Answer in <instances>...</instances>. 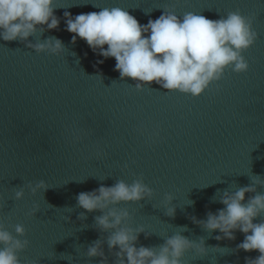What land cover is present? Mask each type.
<instances>
[{"label": "water", "instance_id": "obj_1", "mask_svg": "<svg viewBox=\"0 0 264 264\" xmlns=\"http://www.w3.org/2000/svg\"><path fill=\"white\" fill-rule=\"evenodd\" d=\"M55 6L58 29L45 25L28 41L0 39V224L29 241L17 253L20 264H101V257L86 255L97 240L114 264L119 248L109 250V233L96 224L103 213L79 207L77 196L141 177L153 191L151 199L116 206L129 211V226L144 228L137 248L158 249L180 232L189 240L203 238L208 248L204 257L187 252L183 264L255 259L258 250L237 248L242 232L217 241L218 230L208 232L192 218L206 220L222 209L219 194L225 190L252 186L254 176L264 179V0H56ZM104 7H120L142 25L165 9L210 20L238 10L252 18L258 34L243 52L249 68L226 69L198 97L155 82L138 91L136 81L120 79L115 58L95 54L83 39L73 44L65 30V12L75 17ZM49 38L63 42L62 54L27 47ZM74 133L81 139L74 141ZM41 180L48 188L33 194L28 185ZM256 188L264 193V187ZM21 189L24 196L16 200ZM169 194L174 216L166 215ZM253 195L246 193L245 201ZM17 224L24 226V236L15 233Z\"/></svg>", "mask_w": 264, "mask_h": 264}, {"label": "clouds", "instance_id": "obj_2", "mask_svg": "<svg viewBox=\"0 0 264 264\" xmlns=\"http://www.w3.org/2000/svg\"><path fill=\"white\" fill-rule=\"evenodd\" d=\"M56 0H0V39L4 41H28L37 31L58 29L60 19L54 14ZM66 31L72 33V43L83 39L91 50L107 58H115L114 70L120 79L131 78L135 88L142 91L152 82L167 91H178L200 96L210 84L219 81L226 69L233 72H246L249 64L243 52L257 39L252 27V18L243 16L238 10L229 12L226 17L210 20L202 15L186 12L182 17L174 11L165 9L159 18L149 19L146 25L120 7H104L99 12L81 13L72 16L65 12ZM105 45L107 47L105 48ZM27 47L35 52H48L60 55L64 52L63 42L58 38H49L43 43H28ZM103 60H98L102 64ZM74 141L81 136L74 133ZM264 187V179L252 178V186L240 187L235 191L225 190L219 194L224 205L215 214L209 212L206 220H196L208 232L218 230L217 241L235 239V231L244 234L238 249L246 252L258 250L255 259L246 258V264H264V219L254 223L264 215V193L256 186ZM35 194L48 188L41 180L28 185ZM246 193H255L245 201ZM24 196L23 189L15 192V199ZM153 191L143 178L135 179L131 184L118 180L113 186H103L81 192L77 196L79 207L103 214L97 216L96 224L103 232H108L107 245L110 251L119 248L114 255V264H183V258L189 251L197 257L208 254L204 239L189 240L180 232L168 237L158 249L136 247L138 235L143 227L129 226L130 213L116 207L127 202H139L151 199ZM173 197H165L166 215L174 216L175 208L168 207ZM190 203H192L190 201ZM34 208L31 214H35ZM80 219H85L83 213ZM184 230V229H182ZM17 236H24L23 225L15 226ZM29 241L18 239L0 224V264H20L17 253L24 250ZM103 241L97 240L88 247L89 258L101 257V264H108L102 247ZM216 249L223 250L219 246ZM126 258V259H125Z\"/></svg>", "mask_w": 264, "mask_h": 264}]
</instances>
